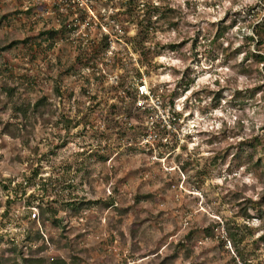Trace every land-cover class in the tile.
<instances>
[{
    "label": "rangeland",
    "instance_id": "rangeland-1",
    "mask_svg": "<svg viewBox=\"0 0 264 264\" xmlns=\"http://www.w3.org/2000/svg\"><path fill=\"white\" fill-rule=\"evenodd\" d=\"M262 27L264 0H0V232L51 204L66 264H264Z\"/></svg>",
    "mask_w": 264,
    "mask_h": 264
},
{
    "label": "trees",
    "instance_id": "trees-1",
    "mask_svg": "<svg viewBox=\"0 0 264 264\" xmlns=\"http://www.w3.org/2000/svg\"><path fill=\"white\" fill-rule=\"evenodd\" d=\"M149 24V23H147ZM148 27L149 25H144L143 23L140 24L138 26L139 30H138V33L137 35L135 36V47L136 46H139L140 48L144 45V42L145 41H148L146 40V37L147 35L150 33V31L148 30ZM229 26L228 25H225L223 27H219L218 28V33L216 34V36L219 38V37H223L226 33V31L228 30ZM264 29V27H262ZM255 30V29H254ZM256 33L259 35V39H258V48H263V43H264V38H263V34L260 32V30H255ZM260 33V34H259ZM54 37V36H53ZM243 41H245L246 45H250L252 42L255 41V37L252 36L251 34H247L244 38H243ZM134 45V44H133ZM237 48V47H236ZM243 52L242 51V48H239L236 50V52ZM247 61L248 60H254L256 62V64H261V63H264V53H259L257 51L255 52H252L248 49V53H247V57H246ZM246 72H251V68L249 66H246L245 68ZM135 92H137V94L139 93V90L138 88H135ZM137 99V98H136ZM136 99L135 101L133 102V105L134 103H136ZM42 101L43 100H40V101H37L35 103V106L36 108H38L40 105H42ZM7 187V186H5ZM69 188L72 187V185L69 184L68 186ZM67 204L70 206V208L75 212V213H78L83 207L84 205L86 204L85 202H82V203H74L72 201H69L67 202ZM30 205V204H29ZM32 207H36L37 209L40 208V211L38 210V218H32ZM30 211L25 214V212H18L19 214H17L16 212H10L11 216L9 218H12V219H9L12 222V224H14V226H18L21 228V231L18 233L17 237H18V240L17 242L19 243L20 245V250L18 254H14L15 250H11V256L9 258V261L6 263V264H18L19 262L23 263V264H66V260L65 258H61V257H55L54 255H51L49 256L47 254L48 252V248H47V245H44L45 244V241H46V236L48 237V240L49 242L51 243V245H53L55 247V243L53 241V238L50 236V234L48 235L47 232L48 230L45 229L43 227V225L41 224V214L42 216L44 217V220H48V219H53L54 223L59 225L60 224V219L58 220L56 218L57 214L59 213V210L56 208V207H53L51 204H47V205H41V204H38L37 206L32 205V206H29L28 208ZM247 215H248V212H246ZM27 217L28 218V221H32V222H36L38 224V228L37 230H35V232H32V226L30 227V223L28 225L27 223V226H28V229L26 230L25 228H23L20 224L21 221L24 220V217ZM260 219L262 222H264V214H261L260 216ZM9 220H6L5 221V228L6 230H3L1 231L0 233V239H3L4 237L10 235V227H8L9 225L7 224V221ZM12 229V228H11ZM25 229V232H23L22 230ZM29 230V231H28ZM17 234V233H16ZM28 234V235H27ZM231 237L233 240H236L238 239L239 235L236 234L235 232H233L231 234ZM242 236H240L241 238ZM260 240H264V234L259 236L258 237ZM33 239V241H32ZM39 241V245H41L40 247L36 248V250L32 253L28 250H26L27 248V244H35L36 242ZM44 243V244H43ZM43 245V246H42ZM47 251V252H46ZM31 253V254H30ZM46 253L47 257L44 256V254ZM239 254L241 255V257L244 258L243 254L239 251ZM41 256L39 258V263H35L33 261L34 256ZM47 258V259H45ZM0 264H3L0 262Z\"/></svg>",
    "mask_w": 264,
    "mask_h": 264
},
{
    "label": "built area",
    "instance_id": "built-area-1",
    "mask_svg": "<svg viewBox=\"0 0 264 264\" xmlns=\"http://www.w3.org/2000/svg\"><path fill=\"white\" fill-rule=\"evenodd\" d=\"M139 88H140V93L142 95L149 93L148 86L146 84H141ZM32 218H38V209L36 207H32ZM45 244L51 246V243L49 242L47 236H46Z\"/></svg>",
    "mask_w": 264,
    "mask_h": 264
}]
</instances>
